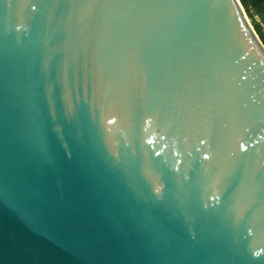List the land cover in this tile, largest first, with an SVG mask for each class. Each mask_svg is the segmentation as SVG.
Segmentation results:
<instances>
[{"label":"water","instance_id":"1","mask_svg":"<svg viewBox=\"0 0 264 264\" xmlns=\"http://www.w3.org/2000/svg\"><path fill=\"white\" fill-rule=\"evenodd\" d=\"M0 264H264L240 0H0Z\"/></svg>","mask_w":264,"mask_h":264},{"label":"trees","instance_id":"2","mask_svg":"<svg viewBox=\"0 0 264 264\" xmlns=\"http://www.w3.org/2000/svg\"><path fill=\"white\" fill-rule=\"evenodd\" d=\"M247 15L253 18L252 10L256 11L264 18V0H240ZM254 29L264 44V34L260 25L255 24Z\"/></svg>","mask_w":264,"mask_h":264},{"label":"rangeland","instance_id":"3","mask_svg":"<svg viewBox=\"0 0 264 264\" xmlns=\"http://www.w3.org/2000/svg\"><path fill=\"white\" fill-rule=\"evenodd\" d=\"M247 14V13H246ZM252 14H253V18H250L248 15V19L250 21V23L252 24V26L254 27L255 24L260 25V27L262 28L263 34H264V18L259 15L256 11L252 10Z\"/></svg>","mask_w":264,"mask_h":264}]
</instances>
